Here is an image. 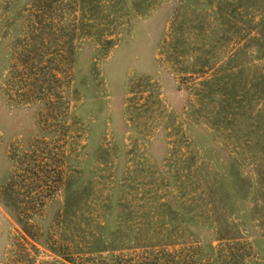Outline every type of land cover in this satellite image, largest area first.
Instances as JSON below:
<instances>
[{
	"label": "rangeland",
	"instance_id": "374dc122",
	"mask_svg": "<svg viewBox=\"0 0 264 264\" xmlns=\"http://www.w3.org/2000/svg\"><path fill=\"white\" fill-rule=\"evenodd\" d=\"M30 1L0 0V183L9 173V147L24 148L36 136L50 142L65 136L66 184L80 200L94 198L87 205L98 209L106 203V193H112L103 212L107 226L119 222L124 227L131 215L143 211L136 205L146 201L147 193L175 192L174 174L194 173L200 182L196 191L202 189L205 195L203 200L183 201V206L204 207L211 214L205 223H189L203 249L216 244L217 223L210 219H218L227 233L249 243L245 264H264V98L258 97L254 84L264 67V53L248 40L239 49V67L232 70L240 72L230 74L234 80L244 79L242 94L219 90L222 75L234 63L225 60L228 46L217 38L225 28L219 23L223 0H119L118 6L110 1L121 7L110 15L119 22L114 26L117 39L97 50L91 37L77 36L70 87L58 88L45 104L41 99H14L7 84L11 44L21 32ZM232 1L241 14L237 25L264 43V30H259L264 21L256 23L259 16L264 19V0ZM201 43L209 47L205 57L199 54ZM206 57L209 68L200 73L199 63ZM211 72L216 75L211 77ZM209 77L206 86L198 85ZM51 99L53 104L47 105ZM227 168L239 174L236 194ZM226 196L233 211L217 201ZM62 203L58 187L32 218L42 233ZM80 216L85 218L86 211L77 212ZM18 231L13 211L0 200V264ZM36 245L37 260L53 257L58 264L66 263L41 241Z\"/></svg>",
	"mask_w": 264,
	"mask_h": 264
},
{
	"label": "trees",
	"instance_id": "16d2710c",
	"mask_svg": "<svg viewBox=\"0 0 264 264\" xmlns=\"http://www.w3.org/2000/svg\"><path fill=\"white\" fill-rule=\"evenodd\" d=\"M110 1L118 6L119 0L29 2L24 8L21 32L11 44L8 63L7 84L14 99L23 102L41 99L45 104L44 99L55 96L58 88L70 87L76 37H91L97 50H103L117 39L119 31L116 32L114 26L119 22L116 15H110L121 7L116 9L113 4H108ZM223 2L219 23L225 28L221 29L217 38L228 46L225 60L234 63L228 66V73L222 75L224 77H219L224 78L219 90L229 95L238 91L240 95L245 85L244 79L238 77L234 80L230 75L240 72V68L232 71L239 67V63L235 64L239 49L252 39L256 49L263 54L264 43L255 33L237 25L241 21L238 4L232 0ZM107 6H111L109 10H106ZM134 8L138 10L136 5ZM114 20L115 24L112 23ZM262 21L263 17L259 16L256 23ZM97 25L103 27L97 28ZM259 30L263 32L264 29ZM205 46L201 43L198 47L199 54L204 57L209 52V47ZM206 62L207 57L199 63L198 72L209 68ZM214 73H210L211 77L212 74L216 75ZM210 79L203 78L197 83L206 86ZM255 79L257 95L264 98V67L258 70ZM204 90L203 87L201 93ZM53 102L48 101L47 105ZM262 130L264 132V123ZM248 132H252V129ZM65 138L61 136L58 141L50 142L44 136H36L24 148L9 147V173L7 179L0 183V200L13 211L20 231L10 240L3 264H58L53 257L50 261L37 260L39 248L36 244L40 241L49 252L58 254L65 264H245L244 258L250 253L249 243L240 236L227 233L226 227L218 224V219H210L217 223L214 237L217 242L210 249H203L197 234L190 228V221L205 223L211 216L204 207L194 206L196 209H192L189 204L183 206V201L204 198L202 189L196 191L200 182L194 173L174 174L171 187L175 192L147 193L146 201L136 205L143 211L139 215H131L133 219H130L129 228L127 225L121 227L119 222L107 226L103 212L109 209L112 193H106L103 197L106 203L98 209L87 205L94 198L89 202L87 199L82 201L81 195L66 184L68 154ZM225 172L236 194L239 174L231 168ZM201 175L206 181L204 176L207 174L203 172ZM58 187L63 190L62 206L56 211L51 227L42 233L32 218ZM228 198L218 197L217 201L228 211H233V204ZM80 202L88 208L82 209ZM83 210L86 217L77 218V212L81 214Z\"/></svg>",
	"mask_w": 264,
	"mask_h": 264
}]
</instances>
